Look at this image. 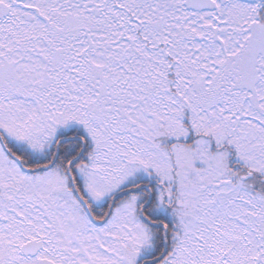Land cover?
Returning a JSON list of instances; mask_svg holds the SVG:
<instances>
[{
  "label": "snow or ice",
  "instance_id": "obj_1",
  "mask_svg": "<svg viewBox=\"0 0 264 264\" xmlns=\"http://www.w3.org/2000/svg\"><path fill=\"white\" fill-rule=\"evenodd\" d=\"M0 264H264V0H0Z\"/></svg>",
  "mask_w": 264,
  "mask_h": 264
}]
</instances>
